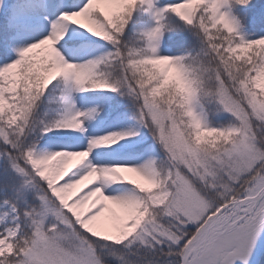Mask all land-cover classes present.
Masks as SVG:
<instances>
[{
    "label": "snow or ice",
    "instance_id": "obj_1",
    "mask_svg": "<svg viewBox=\"0 0 264 264\" xmlns=\"http://www.w3.org/2000/svg\"><path fill=\"white\" fill-rule=\"evenodd\" d=\"M0 264H264V0H0Z\"/></svg>",
    "mask_w": 264,
    "mask_h": 264
}]
</instances>
